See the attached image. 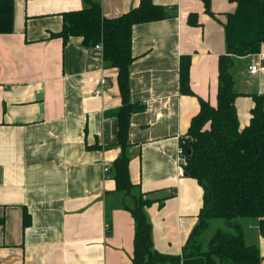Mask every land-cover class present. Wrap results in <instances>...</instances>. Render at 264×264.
<instances>
[{
  "label": "crops",
  "instance_id": "1",
  "mask_svg": "<svg viewBox=\"0 0 264 264\" xmlns=\"http://www.w3.org/2000/svg\"><path fill=\"white\" fill-rule=\"evenodd\" d=\"M92 1L105 18H115L140 0ZM12 2L13 30L0 34V264H132L134 222L125 207L140 193L155 201L145 209L153 249L181 261L198 222L202 189L179 174L177 152L199 100L216 105L218 61L227 52L223 23L236 5L210 0L209 15L203 0H153L170 9L169 17L133 26L130 100L143 110L130 117L135 187L124 194L103 172L120 153L117 71L103 61L100 47L50 37L62 28L61 13L87 3ZM191 14L196 26L188 22ZM181 58L189 60L191 95L180 93ZM252 64L258 66L253 75ZM229 73L242 130L255 98H262L264 109V43L257 54L233 57ZM101 78L106 83L95 96ZM249 227L246 243L257 245L264 264V237L257 225Z\"/></svg>",
  "mask_w": 264,
  "mask_h": 264
},
{
  "label": "trees",
  "instance_id": "2",
  "mask_svg": "<svg viewBox=\"0 0 264 264\" xmlns=\"http://www.w3.org/2000/svg\"><path fill=\"white\" fill-rule=\"evenodd\" d=\"M236 5L233 13L225 15L223 29L226 55L218 61V88L215 106L199 100L200 109L191 119L182 142L191 152L186 155L184 176L196 180L202 189V203L198 222L183 248L182 259L159 254L153 249L151 225L145 209L153 201L149 193L134 197V204L126 206L134 222L132 264H260L256 244H247L240 225L234 224L235 234L217 230L207 243V252H200L194 245L198 234L208 221L222 219L231 223L236 219L256 221L260 236L264 237V109L262 98H255L250 110L249 124L239 130L234 106L236 94L229 73L233 57L257 54L264 43V0H228ZM87 7L61 13L62 28L50 37L60 38L65 45L70 38H80L86 48L100 46L102 59L116 69V81L121 105L115 112L117 120L116 144L120 153L110 167V178L115 190L129 194L135 187L129 174L128 132L130 117L143 110V105L132 103L129 88V67L132 28L134 25L163 20L170 9L155 5L153 0H140L137 7L127 13L105 18L100 5L85 0ZM205 12L210 11V0H203ZM188 22L197 25L191 14ZM13 30V2L0 0V34ZM189 60H180V93L191 95L189 87ZM173 194L169 195L172 196ZM162 200H158L162 204ZM4 223L0 219V225ZM30 224L23 212V228Z\"/></svg>",
  "mask_w": 264,
  "mask_h": 264
},
{
  "label": "rangeland",
  "instance_id": "3",
  "mask_svg": "<svg viewBox=\"0 0 264 264\" xmlns=\"http://www.w3.org/2000/svg\"><path fill=\"white\" fill-rule=\"evenodd\" d=\"M255 223V220L248 218L236 219L233 220L231 223H227L225 220L222 219L210 220L208 221L206 228L198 234L196 238V243H194V245L198 247V250L200 252H207V243L214 236L217 230H221L230 234H235L236 228L234 227V224H238L240 225V228L244 235L247 236L253 233L251 230L252 228H250L249 226L255 227Z\"/></svg>",
  "mask_w": 264,
  "mask_h": 264
},
{
  "label": "built area",
  "instance_id": "4",
  "mask_svg": "<svg viewBox=\"0 0 264 264\" xmlns=\"http://www.w3.org/2000/svg\"><path fill=\"white\" fill-rule=\"evenodd\" d=\"M98 48L100 46H97ZM261 59H263L261 57ZM248 71L250 74H255L257 71H258V66L256 64H252L248 67ZM106 81L105 79L101 78L100 81H99V89L95 90L94 92V95L95 96H100L103 92V87L105 85ZM183 143L184 142H181V145L180 147L178 148V152H177V155H178V158H179V174L182 176L184 175V167L186 166V149L184 148L183 146ZM103 172H104V175L106 176H109L110 174V165L108 164H105L104 165V168H103ZM106 228H107V225H106Z\"/></svg>",
  "mask_w": 264,
  "mask_h": 264
},
{
  "label": "water",
  "instance_id": "5",
  "mask_svg": "<svg viewBox=\"0 0 264 264\" xmlns=\"http://www.w3.org/2000/svg\"><path fill=\"white\" fill-rule=\"evenodd\" d=\"M190 152H191L190 148H187V149H186V155H189Z\"/></svg>",
  "mask_w": 264,
  "mask_h": 264
}]
</instances>
